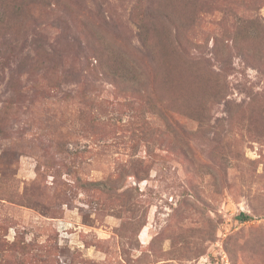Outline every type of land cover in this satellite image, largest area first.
Listing matches in <instances>:
<instances>
[{
    "label": "rangeland",
    "instance_id": "rangeland-1",
    "mask_svg": "<svg viewBox=\"0 0 264 264\" xmlns=\"http://www.w3.org/2000/svg\"><path fill=\"white\" fill-rule=\"evenodd\" d=\"M221 247L264 264V0H0V264Z\"/></svg>",
    "mask_w": 264,
    "mask_h": 264
},
{
    "label": "built area",
    "instance_id": "built-area-1",
    "mask_svg": "<svg viewBox=\"0 0 264 264\" xmlns=\"http://www.w3.org/2000/svg\"><path fill=\"white\" fill-rule=\"evenodd\" d=\"M212 256H210L212 258H210L211 261L209 264H230L228 254L223 250L222 247L219 252H217L215 255L213 254Z\"/></svg>",
    "mask_w": 264,
    "mask_h": 264
},
{
    "label": "trees",
    "instance_id": "trees-1",
    "mask_svg": "<svg viewBox=\"0 0 264 264\" xmlns=\"http://www.w3.org/2000/svg\"><path fill=\"white\" fill-rule=\"evenodd\" d=\"M239 219H240L241 221H245V220L247 219V216H246L245 214H241V215L239 216Z\"/></svg>",
    "mask_w": 264,
    "mask_h": 264
}]
</instances>
